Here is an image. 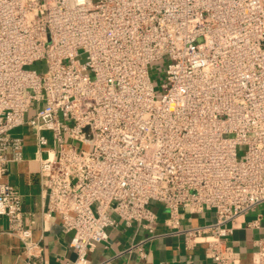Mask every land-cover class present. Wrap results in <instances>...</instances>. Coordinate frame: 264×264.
<instances>
[{
	"label": "built area",
	"instance_id": "2783aa9c",
	"mask_svg": "<svg viewBox=\"0 0 264 264\" xmlns=\"http://www.w3.org/2000/svg\"><path fill=\"white\" fill-rule=\"evenodd\" d=\"M25 126L46 215L73 234L65 264H113L89 254L118 219L148 232L127 250L145 257L156 203L215 264H264V0H0V216L35 264L5 181ZM253 212L244 259L231 240Z\"/></svg>",
	"mask_w": 264,
	"mask_h": 264
},
{
	"label": "crops",
	"instance_id": "0c3cea01",
	"mask_svg": "<svg viewBox=\"0 0 264 264\" xmlns=\"http://www.w3.org/2000/svg\"><path fill=\"white\" fill-rule=\"evenodd\" d=\"M16 132L25 136L24 160L9 164L5 181L15 186L22 195L26 220L33 229V240L38 243L40 259H36L34 263L65 264L75 260L76 253L71 247L73 234L63 230V221L59 215H46L47 189L39 172V147L28 127L18 128ZM153 209L157 214V237L141 244L145 257L137 248L131 252L127 250L145 240L149 236L148 232L137 223L127 227L123 220L118 219L119 225L108 229V242L98 245L89 254L92 262L112 259L113 264H215L205 255L206 244L188 247L186 235L176 233L167 225L169 213L163 204L156 203ZM206 215L213 218L211 213ZM206 215L193 216L188 222L200 223L205 220ZM246 217L249 216L240 218L239 228L234 232L231 241L244 259H250L253 237L257 232L243 228ZM8 228L7 218L0 216V264H28L29 257L21 240L10 233Z\"/></svg>",
	"mask_w": 264,
	"mask_h": 264
},
{
	"label": "rangeland",
	"instance_id": "374dc122",
	"mask_svg": "<svg viewBox=\"0 0 264 264\" xmlns=\"http://www.w3.org/2000/svg\"><path fill=\"white\" fill-rule=\"evenodd\" d=\"M156 69H157L156 65H152V66H151V71H154V70L156 71ZM16 133H17V132H16ZM254 217H256V212H253V214H250L249 217H248V219L251 220V219H253Z\"/></svg>",
	"mask_w": 264,
	"mask_h": 264
}]
</instances>
